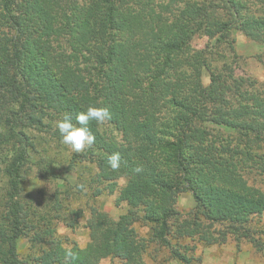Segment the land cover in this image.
<instances>
[{
  "label": "trees",
  "instance_id": "16d2710c",
  "mask_svg": "<svg viewBox=\"0 0 264 264\" xmlns=\"http://www.w3.org/2000/svg\"><path fill=\"white\" fill-rule=\"evenodd\" d=\"M237 32L264 43V0H0V264H24L18 242L40 226L20 199L34 133L61 141L51 122L75 123L90 105L108 108L112 129L89 123V156L103 182L128 181L119 195L128 211L117 221L93 214L85 247L47 241L46 218L32 238L45 246L33 264H63L66 248L74 264H147L142 223L182 264L189 258L171 245L173 233L209 245L214 233L220 244L253 238L264 251L252 227L264 223V84L210 61L216 45L235 53ZM201 35L214 43L195 49ZM114 152L118 170L107 165ZM187 193L196 202L190 218L177 210Z\"/></svg>",
  "mask_w": 264,
  "mask_h": 264
},
{
  "label": "rangeland",
  "instance_id": "374dc122",
  "mask_svg": "<svg viewBox=\"0 0 264 264\" xmlns=\"http://www.w3.org/2000/svg\"><path fill=\"white\" fill-rule=\"evenodd\" d=\"M235 38L234 54L227 46H215L210 55L212 65L221 69L225 64H230L236 76L251 77L259 85L264 84V43L251 40L242 32H237ZM213 43L209 37L201 35L194 39L192 45L200 50ZM204 78L209 84L208 73ZM51 124L55 126L56 122ZM100 129L111 134L112 128L106 123ZM44 132L34 133L38 151L31 154L21 179L20 199L32 206L37 214L36 223L40 225L18 242L19 255L24 264H33V258L45 247L34 243L32 238L38 231H43L46 218L52 222L47 221V227L52 228L53 232L45 238L47 241L59 240L66 247H85L91 240L89 223L93 214H104L117 221L128 211L127 204L119 202L120 192L128 183L126 179L121 178L114 185L103 182L99 178L97 164L87 149L81 153L72 152L60 140L53 139V133ZM6 181L4 175L0 174V191L4 189ZM195 208L196 202L191 193L178 198L177 210L183 217L190 218ZM252 227L257 233L264 231V223L259 220H254ZM135 229L141 239L149 241V249L144 256L147 264H182L172 256L171 249L152 243L150 226L136 224ZM259 233L254 234V239L264 245V234ZM173 234L171 245L177 246L189 258L188 264H264V251L255 247L253 238L234 235L226 243L220 244L218 242L222 236L214 233L218 242L209 245L201 240V235L182 238ZM100 264L121 262L114 258L102 260Z\"/></svg>",
  "mask_w": 264,
  "mask_h": 264
},
{
  "label": "clouds",
  "instance_id": "9594fccd",
  "mask_svg": "<svg viewBox=\"0 0 264 264\" xmlns=\"http://www.w3.org/2000/svg\"><path fill=\"white\" fill-rule=\"evenodd\" d=\"M111 119V113L106 107H97L90 105L86 110L75 115V123L71 115H65L56 122V128L59 132L61 143L67 146L72 152L81 153L87 148H91L96 142V136L89 128L90 122H96L98 125ZM121 163L119 152L112 153L107 160V165L112 170H118ZM143 169L140 166L135 168L137 173ZM77 259V253L66 248L63 252V264H74Z\"/></svg>",
  "mask_w": 264,
  "mask_h": 264
}]
</instances>
